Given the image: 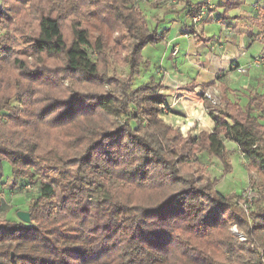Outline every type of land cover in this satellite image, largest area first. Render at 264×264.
Segmentation results:
<instances>
[{
	"label": "trees",
	"instance_id": "trees-1",
	"mask_svg": "<svg viewBox=\"0 0 264 264\" xmlns=\"http://www.w3.org/2000/svg\"><path fill=\"white\" fill-rule=\"evenodd\" d=\"M180 1L189 15L204 3ZM220 1L225 17L242 4ZM167 33L134 0H0V176L7 162L15 186L49 178L29 223L0 218V264H264V193L246 217L240 194L194 167L202 153L224 163L230 140L264 177V91L241 104L221 89L213 130L183 136L157 81L132 87L143 47ZM108 47L126 77L110 74Z\"/></svg>",
	"mask_w": 264,
	"mask_h": 264
},
{
	"label": "crops",
	"instance_id": "crops-1",
	"mask_svg": "<svg viewBox=\"0 0 264 264\" xmlns=\"http://www.w3.org/2000/svg\"><path fill=\"white\" fill-rule=\"evenodd\" d=\"M172 1V4L166 2L157 5L151 0L141 2L143 5L140 4V10L149 27L156 28L158 32L167 29L168 33L164 41L143 47L141 54L143 62L146 61L147 64L142 62L134 77H139L142 81L144 79L145 82L154 79L160 84L159 92L165 96V101H176L175 107L163 117L172 127H182L187 123L185 126H194L190 131L192 134L201 130L212 131L214 122L203 106L201 91L224 89L229 97L242 99L244 104L249 94L262 93L264 65L258 68L248 65L256 56L261 55L263 44L243 33L242 23L233 29L220 23V3L218 6L214 3L217 0H211V4L216 6L215 10L208 9L209 18L215 17L217 21L208 19L196 26H192L189 14L183 8L184 2ZM201 1L191 0L192 3ZM253 1L245 0L239 10ZM232 12L238 13L235 10ZM191 29L198 34L191 35ZM256 43L261 46L259 55L248 56L246 48L256 46ZM233 60L246 65V71L240 72L232 66ZM228 141L230 140H225ZM235 145L237 147L236 143Z\"/></svg>",
	"mask_w": 264,
	"mask_h": 264
},
{
	"label": "rangeland",
	"instance_id": "rangeland-1",
	"mask_svg": "<svg viewBox=\"0 0 264 264\" xmlns=\"http://www.w3.org/2000/svg\"><path fill=\"white\" fill-rule=\"evenodd\" d=\"M151 1H154L155 5L165 4L166 2L168 4L173 3L172 0H163V2H161L160 0H151ZM241 1H242V4L245 3V0H241ZM141 2L142 1H137L139 7H136L135 6L136 0H134V7L136 9L140 8ZM206 2L211 5V7H209L210 9L215 10L216 6H213L211 4L213 3V1L211 2V0H206ZM214 3L218 6V4L220 3V0H217ZM142 5L143 4H141V6ZM182 5H183V8L186 9L187 6L185 4H182ZM241 5L237 8H233L229 10L227 13L228 15L227 17L224 16L225 13L223 12V8L222 7L220 8L218 6L220 8V10H218L219 11L218 18L220 20V23L225 24L226 27L230 29H233L235 26H237V24L240 25V23H242L241 25L243 27V33H245L246 35H250L251 37L261 41L260 43L263 44V50L261 52V55L264 56V0H254L252 4L246 3L245 5H247V7L242 10H239ZM232 10L238 11V13L232 12ZM186 12L188 13L187 9H186ZM189 18H190V15H189ZM216 19L215 21H217ZM228 21H231L233 24L229 23ZM116 35L117 33L115 32L113 39L117 37ZM257 43H256V46L253 45V46L246 48L248 50V56L251 57L252 55H257L261 51V46H259ZM106 55L108 59V67H109L108 69H109L110 74L114 73V74L119 75L120 77H126L127 66L123 62V54L120 52H116L113 47H108L106 49ZM93 57L94 59L97 57V53L95 51L93 52ZM64 81H65V84H68L67 79H65ZM143 82H145L144 79L142 81L139 77L138 78L134 77L132 81V87H136L137 85ZM107 87H110V85L107 84ZM159 89L160 87L158 88V92H159ZM207 95H209V97ZM201 98L203 100V106L205 109H207L206 107L207 102H210L211 104H213L215 108L222 107L221 94H220L219 89L217 91L211 90V89L202 90ZM231 98L237 100V98L235 97H231ZM238 100H240L241 104H244L245 102L242 99H238ZM171 102L167 103L164 99V103L162 102L161 104H159L162 118L164 117V115L168 114L173 107H175V104L170 105ZM11 104L20 107V102H18L15 99L11 100ZM161 105H164V108ZM208 115H209V112H208ZM117 118L119 119L120 122H122L123 116L121 114L117 115ZM186 124L187 123H184V126L182 127L175 126L174 128H178L180 132L183 134V136H187V134L190 133V131L192 130L194 126L188 127V126H185ZM225 145H226V149L228 150V152L226 153L224 163L226 166H228L227 164L229 163L230 167L228 171H225L224 165H223L224 163L221 159H219L216 156L209 157L206 153H202L200 155L194 167L198 170V173L207 171L213 177L219 178V181L216 184V188L218 191L222 192L223 194H230V193L240 194V193H243L246 188L250 189V191L248 192L250 193L254 192V193H251V195H255V196H254V199L251 197V200L253 199V201L249 207L248 213L245 212V209L242 206V203L248 204L247 203L248 198L246 196L243 197V194H242L241 196L239 197L235 196L232 199L243 210L246 217H249L248 215L250 214V212L253 209H255L257 206L256 200L259 198V196L262 193H264V177L261 176V174L255 169H251L247 171L245 165L247 164L248 160L244 158V156L241 154L240 150H238V148L236 147L233 141L225 142ZM51 174L53 177L63 178L64 180H66V177H67V173L65 174L64 172L60 170H53ZM34 177L38 178L40 176L39 174H35ZM44 177L45 179L38 178L34 184L30 183V180H26V179L20 180L19 184L15 186L13 185L11 166L7 162H4L3 163V173L0 176V182H4V183H0V197H2L3 200L5 201L6 208L5 210L0 211V218H5V217L14 218L17 216L16 214L17 210L28 209L29 205L33 202L34 198L37 195H39V188H40L41 181L49 180L47 176H44ZM27 183H30V184H27ZM0 200L2 199L0 198ZM247 219L248 221H250L249 218ZM230 229L236 235H238V237L241 240L245 239L243 230L237 228L235 224H231Z\"/></svg>",
	"mask_w": 264,
	"mask_h": 264
},
{
	"label": "built area",
	"instance_id": "built-area-1",
	"mask_svg": "<svg viewBox=\"0 0 264 264\" xmlns=\"http://www.w3.org/2000/svg\"><path fill=\"white\" fill-rule=\"evenodd\" d=\"M137 1H146V0H136V7H139ZM192 6L190 5V8ZM211 7V5L209 3L206 2V0H204V3L201 5V8L199 9L198 12H196L195 14H192L190 15V19H191V23H192V26H196L198 25L199 23H202L203 22V18H205V16L207 15V9ZM255 10V9H254ZM216 19V18H215ZM215 19L213 17H210V20L212 22H215ZM191 35H197L198 33L196 31L190 33ZM264 65V56L263 55H259V56H256L252 61L251 63L248 65L249 67H255V68H258V67H261ZM232 66H234L238 71L240 72H245L246 69H247V66L246 65H240L239 63H237L236 60H233L232 61ZM209 97V95H207ZM175 100L172 101L170 103V105H174L175 104ZM163 108H164V105H161ZM250 191L249 188H246L245 191L243 193H240V196L243 194V197L246 196L248 198L247 200V203L248 204H244L242 203V206L244 207L245 209V212L248 213V210H249V207L254 199V196L255 195H251V193H254V192H248ZM252 191V190H251ZM248 192V193H247ZM256 194V193H255ZM251 197L253 198L251 200ZM249 205V206H248Z\"/></svg>",
	"mask_w": 264,
	"mask_h": 264
},
{
	"label": "water",
	"instance_id": "water-1",
	"mask_svg": "<svg viewBox=\"0 0 264 264\" xmlns=\"http://www.w3.org/2000/svg\"><path fill=\"white\" fill-rule=\"evenodd\" d=\"M18 218L26 223L30 222V213L25 210H17L16 212Z\"/></svg>",
	"mask_w": 264,
	"mask_h": 264
}]
</instances>
